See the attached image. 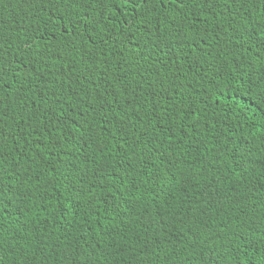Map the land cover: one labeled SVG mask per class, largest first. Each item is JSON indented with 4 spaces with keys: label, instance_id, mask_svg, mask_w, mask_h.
Here are the masks:
<instances>
[{
    "label": "trees",
    "instance_id": "trees-1",
    "mask_svg": "<svg viewBox=\"0 0 264 264\" xmlns=\"http://www.w3.org/2000/svg\"><path fill=\"white\" fill-rule=\"evenodd\" d=\"M0 264H264V0H0Z\"/></svg>",
    "mask_w": 264,
    "mask_h": 264
}]
</instances>
